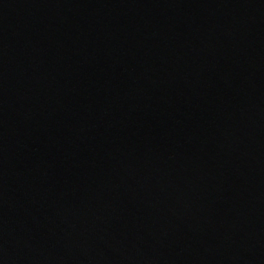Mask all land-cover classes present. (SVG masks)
Listing matches in <instances>:
<instances>
[{
	"label": "water",
	"instance_id": "95a60500",
	"mask_svg": "<svg viewBox=\"0 0 264 264\" xmlns=\"http://www.w3.org/2000/svg\"><path fill=\"white\" fill-rule=\"evenodd\" d=\"M0 264H264V0H0Z\"/></svg>",
	"mask_w": 264,
	"mask_h": 264
}]
</instances>
